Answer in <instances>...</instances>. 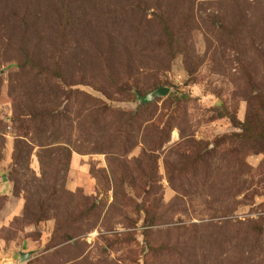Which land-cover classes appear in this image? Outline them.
Masks as SVG:
<instances>
[{
  "label": "rangeland",
  "instance_id": "rangeland-1",
  "mask_svg": "<svg viewBox=\"0 0 264 264\" xmlns=\"http://www.w3.org/2000/svg\"><path fill=\"white\" fill-rule=\"evenodd\" d=\"M0 264H264V0H0Z\"/></svg>",
  "mask_w": 264,
  "mask_h": 264
},
{
  "label": "trees",
  "instance_id": "trees-1",
  "mask_svg": "<svg viewBox=\"0 0 264 264\" xmlns=\"http://www.w3.org/2000/svg\"><path fill=\"white\" fill-rule=\"evenodd\" d=\"M150 105H151L150 103L143 104V106H145V107H149ZM254 124H255L256 126L260 127V123H259L257 120H255V121L252 122V123H248V122H246L245 124H243V125L241 126V130L243 131V134H245V136H246V135L248 136L250 133H255V134H257L256 132H252V129H253V128L255 129V127H253ZM255 130L257 131V129H255ZM168 140H169V137H167V138H165V139L160 138V142L156 143V145H155V144H151L150 146H152V148H154V149H152V150H156L157 148H159V146L161 147L163 144L167 143ZM157 146H158V147H157ZM145 157L150 161V163H151V161L153 162V160H152L151 157H147L146 155H145ZM198 159H202V157H198ZM147 215L149 216V212H148V211H147Z\"/></svg>",
  "mask_w": 264,
  "mask_h": 264
},
{
  "label": "water",
  "instance_id": "water-1",
  "mask_svg": "<svg viewBox=\"0 0 264 264\" xmlns=\"http://www.w3.org/2000/svg\"><path fill=\"white\" fill-rule=\"evenodd\" d=\"M167 95V90L166 89H162V90H158L154 95L153 97H162V96H166ZM29 255H26V254H22L21 255V261H26V258H28Z\"/></svg>",
  "mask_w": 264,
  "mask_h": 264
}]
</instances>
